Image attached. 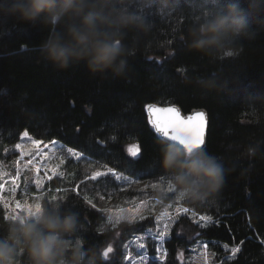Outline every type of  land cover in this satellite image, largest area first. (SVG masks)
<instances>
[{"label":"trees","instance_id":"obj_1","mask_svg":"<svg viewBox=\"0 0 264 264\" xmlns=\"http://www.w3.org/2000/svg\"><path fill=\"white\" fill-rule=\"evenodd\" d=\"M195 2L171 12L153 9V29L130 43L128 67L119 78L90 74L83 64L60 70L40 55L47 31L12 20L0 23V163L16 178L0 181V222L34 211L36 204L55 203L79 213L78 235L97 253L98 264H141L140 256L145 264H264V15L254 21V39L240 41L231 57L225 53L213 60L189 50L184 39L200 11ZM151 104L175 105L184 114L206 111L204 151L222 161L225 183L206 202L185 197L144 220L118 223L100 208V196L130 194L138 184L171 179L157 164L167 143L148 123ZM137 145L139 156L132 157L128 149ZM69 148L81 157L71 156ZM108 168L127 181L111 174L91 180ZM173 186L176 192L165 203L181 193ZM165 212V220L173 219L161 261V242L149 229L157 230L156 218ZM193 212L211 216L212 224H195ZM140 235L144 249L137 246ZM109 245L113 252L104 258ZM234 247L239 248L235 256Z\"/></svg>","mask_w":264,"mask_h":264},{"label":"clouds","instance_id":"obj_2","mask_svg":"<svg viewBox=\"0 0 264 264\" xmlns=\"http://www.w3.org/2000/svg\"><path fill=\"white\" fill-rule=\"evenodd\" d=\"M182 3L191 0H0V23L47 31L40 55L60 70L83 64L90 74L119 78L128 67L130 43L153 29L152 10L171 12ZM192 6L200 11L184 39L189 50L213 60L254 39V21L264 15V0H196ZM159 167L194 202L208 201L225 183L217 156L178 143L162 146ZM81 228L78 212L55 203L10 216L0 222V264H98L97 253L78 235Z\"/></svg>","mask_w":264,"mask_h":264},{"label":"snow or ice","instance_id":"obj_3","mask_svg":"<svg viewBox=\"0 0 264 264\" xmlns=\"http://www.w3.org/2000/svg\"><path fill=\"white\" fill-rule=\"evenodd\" d=\"M179 43H183V41H179ZM233 53H227V56L231 57ZM146 109L149 113V120L148 123L151 125L154 132L161 138H165L169 141L176 142L180 145H182L187 151L192 152L194 150L200 149L202 146L206 147V130L208 128V118L207 114L203 111L195 112L192 115H189L187 117H182L180 114V110L176 107H165V108H159L155 105H147ZM24 137H28L29 133L25 131L23 133ZM40 141H33L34 145H39ZM55 144V142H53ZM21 145L17 144L16 148L20 149ZM68 153L71 156L80 158L81 153L73 151L72 148H69ZM129 154L132 157H138L140 152L139 145L135 146V150L132 148L128 149ZM63 163V161H61ZM129 163H132L130 161ZM157 164L159 166V158H157ZM109 174L113 176L116 180H125L127 181V177L118 175L112 168H108L106 172L97 171L91 176V180L95 181L99 177H107ZM19 175V172L17 173V176ZM168 189L167 191L172 192L174 191L173 182L171 179H168ZM36 184L39 186L40 181L37 180ZM3 186L0 185V188ZM152 188L158 187L157 184L153 183L151 185ZM79 188V185L77 186V189H73V191H77ZM16 189L14 188L13 191ZM185 198L183 193H180L179 197L177 198L178 201L183 200ZM84 199L87 201L88 204L92 206V208H96V205L92 202V200L88 199L87 196L84 197ZM100 199H104L103 196H100ZM40 204H36L35 210H39ZM7 207V205H5ZM18 209L20 208V205L17 204L16 206ZM171 207V205H169ZM33 210L29 208L27 210V213H31ZM181 209L178 207L177 212L179 213ZM184 213H188L190 211L189 208L185 207L182 209ZM193 216L196 215L195 212L192 213ZM16 215H12V217H15ZM168 216V214L165 212L162 216H158L156 218V224H157V230L155 232H152L151 229H149V234L152 236L154 240H159L161 243L157 247L158 252H162V254L159 256V259L161 261L164 260V258L167 255L166 251H162L163 249V243L166 238L170 237V228L171 224L168 222L169 220H172V217H168V220H165L164 217ZM137 217L134 215L129 218V223H134L136 221ZM145 217L140 215L139 220H144ZM199 221L203 222L200 224V227L206 228L210 226L213 222V218L209 215H200ZM161 222L162 226H161ZM145 239L143 235L137 236L136 241H140L138 243L139 249H144L145 244L142 242ZM243 243V241H241ZM125 247H128L125 245ZM205 248H207V245H204ZM225 248H227V245H225ZM233 256L239 251L238 247H234L231 249ZM113 252V247L109 245L106 250L103 252V257L108 258L109 254ZM182 255V254H181ZM132 253L129 252L127 256L124 257L125 260L131 258ZM141 264H145V257L140 256Z\"/></svg>","mask_w":264,"mask_h":264},{"label":"rangeland","instance_id":"obj_4","mask_svg":"<svg viewBox=\"0 0 264 264\" xmlns=\"http://www.w3.org/2000/svg\"><path fill=\"white\" fill-rule=\"evenodd\" d=\"M23 174H19L18 178L22 177ZM0 181L6 183H15V176L11 175L8 168L0 163ZM158 185L156 188H152V184H138L136 185L130 194L127 192L122 193L119 196H113L114 194H108L104 199L99 198L100 208L107 210L111 219H116L118 223H122L123 220H128L132 216H136V221L139 220V216L142 215L145 219L149 216L155 215L156 211L162 207L170 208L174 206V202L177 197H174L170 202L165 203V199L170 194L176 192V189L172 192L167 191L168 183H155ZM174 187V186H173ZM192 220L195 224L200 225L203 222L199 221V217L192 216Z\"/></svg>","mask_w":264,"mask_h":264},{"label":"water","instance_id":"obj_5","mask_svg":"<svg viewBox=\"0 0 264 264\" xmlns=\"http://www.w3.org/2000/svg\"><path fill=\"white\" fill-rule=\"evenodd\" d=\"M151 105H155L156 107H159V108H165V107H176V108H178L179 110H180V114H181V116L182 117H187V116H189V115H192L193 113H195V112H200V111H203V112H205L206 113V111H204V110H195V111H192L191 113H189V114H184L183 112H182V110L178 107V106H175V105H167V106H162V105H157V104H151ZM146 114H147V117H148V120H149V113H148V111H147V109H146ZM207 114V113H206ZM207 118H208V115H207ZM208 128H209V120H208ZM208 128H207V130H206V143H207V135H208ZM154 131V130H153ZM155 133V132H154ZM156 134V133H155ZM157 135V134H156ZM158 136V135H157ZM159 137V136H158ZM163 142H165V143H167V144H169V143H173V144H176V142H173V141H169V140H167V139H165V138H161V137H159ZM205 149V147L204 146H202L200 149H198V150H204Z\"/></svg>","mask_w":264,"mask_h":264}]
</instances>
